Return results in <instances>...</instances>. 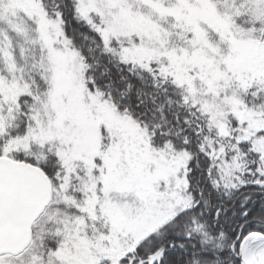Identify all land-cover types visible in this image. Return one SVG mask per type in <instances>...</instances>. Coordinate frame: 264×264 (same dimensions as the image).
I'll use <instances>...</instances> for the list:
<instances>
[{"label":"snow or ice","instance_id":"snow-or-ice-1","mask_svg":"<svg viewBox=\"0 0 264 264\" xmlns=\"http://www.w3.org/2000/svg\"><path fill=\"white\" fill-rule=\"evenodd\" d=\"M0 264H264V0H0Z\"/></svg>","mask_w":264,"mask_h":264}]
</instances>
